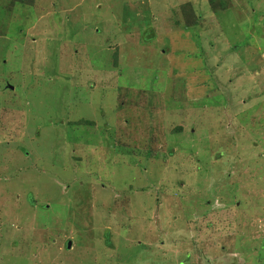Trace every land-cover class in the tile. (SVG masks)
<instances>
[{"label": "rangeland", "instance_id": "obj_1", "mask_svg": "<svg viewBox=\"0 0 264 264\" xmlns=\"http://www.w3.org/2000/svg\"><path fill=\"white\" fill-rule=\"evenodd\" d=\"M0 264H264V0H0Z\"/></svg>", "mask_w": 264, "mask_h": 264}, {"label": "water", "instance_id": "obj_2", "mask_svg": "<svg viewBox=\"0 0 264 264\" xmlns=\"http://www.w3.org/2000/svg\"><path fill=\"white\" fill-rule=\"evenodd\" d=\"M68 248H70V245L68 246Z\"/></svg>", "mask_w": 264, "mask_h": 264}, {"label": "trees", "instance_id": "obj_3", "mask_svg": "<svg viewBox=\"0 0 264 264\" xmlns=\"http://www.w3.org/2000/svg\"><path fill=\"white\" fill-rule=\"evenodd\" d=\"M83 123V122H82Z\"/></svg>", "mask_w": 264, "mask_h": 264}]
</instances>
